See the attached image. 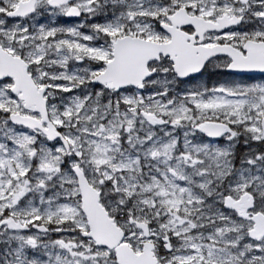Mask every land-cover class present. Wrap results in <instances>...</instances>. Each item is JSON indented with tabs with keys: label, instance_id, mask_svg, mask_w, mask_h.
I'll use <instances>...</instances> for the list:
<instances>
[{
	"label": "snow or ice",
	"instance_id": "1",
	"mask_svg": "<svg viewBox=\"0 0 264 264\" xmlns=\"http://www.w3.org/2000/svg\"><path fill=\"white\" fill-rule=\"evenodd\" d=\"M0 264H264V0H0Z\"/></svg>",
	"mask_w": 264,
	"mask_h": 264
}]
</instances>
